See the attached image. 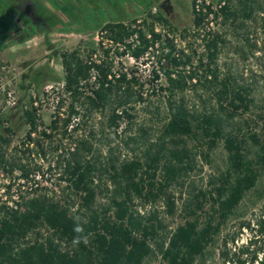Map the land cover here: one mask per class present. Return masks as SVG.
<instances>
[{"label": "rangeland", "instance_id": "rangeland-1", "mask_svg": "<svg viewBox=\"0 0 264 264\" xmlns=\"http://www.w3.org/2000/svg\"><path fill=\"white\" fill-rule=\"evenodd\" d=\"M1 1L13 4V0H0V4ZM19 1L26 4L23 11L5 9L1 6L3 4L0 5V24L10 22L12 19V26L16 28L6 41H0V128L12 130L8 136L9 144L3 145L2 150L7 161L16 159L32 170L30 175L40 177L35 179L39 185L35 191L22 190L18 201L7 204L11 199L4 200L3 189L6 188L9 179L12 185H18L19 179L22 178L17 169L11 175L0 168V207L6 206L23 211L25 204L31 199L47 197L76 211L81 196L73 193L68 188V182L62 180L65 175L62 166L58 167V163L68 159V154L75 145L80 146L82 142H87L91 149L88 151L81 146V160L91 162L99 170L94 178V184L101 192L97 198V207L111 202L115 189L110 176L113 162L121 165L138 159L145 164L148 149L154 152L160 146L165 149L178 147L190 151L191 162L186 172L171 182L159 199L147 201L146 198H134V209L147 218L156 215L162 224L160 235L164 237L174 232L187 219L193 218L188 209L190 201L201 193H207V203L203 211L197 212L200 224H203L208 217L206 213H211L210 193H215L217 180L228 169L225 142L218 140L212 146L210 138L202 134L186 138L178 145L170 142L168 138L163 139L170 102L184 104L193 114L220 117L225 133H234L246 139L245 147L250 157L257 156L261 145H264V0H254L257 9L251 19L245 20L241 17L238 21L228 23H224L222 19L217 21L211 34H218L220 43L217 59L210 64L203 42L206 31L195 29L193 26L194 0H171L174 18L161 13L171 21L181 39L184 30L192 35L180 43L179 52L186 51L192 57L189 68L182 71L186 75L197 73V76L193 81L187 82L183 91L178 90L171 95L167 91L169 85L163 75L164 69H173L167 63L164 65L159 63L162 53L153 52L139 63L130 61L118 50L110 54L109 59L113 61L114 71L117 73L127 71L136 79V83H132L133 95L130 104L132 109L130 114L133 118L120 120L118 128L110 123L111 105L101 111L81 110V116L86 117L73 119L67 128L63 126L64 120L68 118L67 113L72 100L62 90L65 72L61 55L81 49L82 56L88 57L91 51L90 43H95L92 47L97 46L96 43L104 32V23L120 20L124 14H116L115 9H104L100 4L89 5L92 0H68L67 5L72 7L68 9L69 14L65 13L64 9L54 7L47 0ZM210 1L214 6L219 2ZM233 5L240 8L239 0H233ZM122 7L130 18L142 19L144 15H152V7L149 9H136V6L127 9L129 7L125 5ZM71 12L79 15L81 21H75ZM159 12L158 8L157 14ZM106 15H110V18L102 19ZM130 18H127L126 24ZM2 36L3 32L0 29V38ZM103 51L100 50L102 53ZM202 57L204 61L200 66L199 60ZM158 70L161 76L156 80L153 71ZM209 71L217 74L216 82L211 83L213 78ZM223 83L228 86L230 93L240 92L249 102L235 109L231 105V98L220 99L219 91L223 88ZM92 87L94 88V85L90 83L85 92L91 91ZM34 95L38 102L36 114L38 121L36 120V130L31 132V126L24 116L26 112L24 106L32 107ZM14 102L17 103L16 106H12ZM237 104L240 105V102ZM77 106L79 107V104ZM55 120L60 122L58 131L51 129V123ZM30 133H34L32 141L27 138ZM43 133L52 134L53 138H48ZM252 137H256L260 144H256ZM164 164L165 159L162 158L154 179L157 186L165 182ZM259 166L261 174L258 186L246 195L235 218L259 214V209L264 204V163ZM105 169L110 172H106ZM152 172L149 171V174ZM141 177L146 183L150 182L148 175L142 174ZM169 201L175 203L172 212L169 209ZM236 221L233 220L224 228L223 237L232 235ZM39 232L41 236L37 234L38 232H33L27 240L31 242L36 239L55 240L47 229L42 228ZM245 237L246 234L242 235L241 240ZM222 239V237L216 239L213 250L219 248ZM60 245L63 250H72V247L64 242ZM145 264L167 263L159 255H152Z\"/></svg>", "mask_w": 264, "mask_h": 264}, {"label": "trees", "instance_id": "trees-1", "mask_svg": "<svg viewBox=\"0 0 264 264\" xmlns=\"http://www.w3.org/2000/svg\"><path fill=\"white\" fill-rule=\"evenodd\" d=\"M47 1L58 9L66 10L65 13L68 14V9L72 8L67 5L68 0ZM123 1H90L89 5L100 4L104 9H115L116 14L122 13L124 16L120 20L104 23V32H102L104 34L96 43V47H92L95 43H90L91 51L88 57L82 56L81 49L61 55L65 72L63 91L72 100L67 113L68 118L64 120L65 128L73 119L79 120L86 117V115L81 116V110L101 111L105 110L108 105L112 106L110 117L112 126L118 128L120 120L133 118L130 114L132 110L130 104L133 95L132 83H136L135 77L132 75L133 77L129 78L124 72L113 73V61L109 59L110 50H104V58L99 63L92 60L98 49L102 48L104 40L124 43L132 35L138 34L139 44L133 49L129 48L131 56L136 61H140L150 49L155 50V45L161 41V35L155 32V23L167 25L176 31L171 21L161 12L157 15L148 14L138 24V20L135 17L130 18L122 10V6L133 9L131 7H135V4L142 0ZM143 2L145 3L144 9L151 7V0H143ZM255 2L254 0H239L240 8H238L233 5V0H219V5L224 4L214 13L215 18L222 17L224 23L238 21L241 17L245 20L251 19L257 9ZM1 4L5 9L22 11L26 5L24 1L19 0H13V4L1 1ZM208 11L212 13L210 7ZM193 14V26L199 29L206 16L197 14L195 11ZM71 16L75 21H81L79 15L71 12ZM107 18H110V15L102 19ZM127 18L131 20L126 24ZM93 21L96 22L94 19ZM29 22L32 26L30 20ZM7 23L0 24L3 32L0 41H6L16 30L15 26H12V19ZM134 25H136L135 28H133ZM183 32L184 40L192 36L187 30ZM149 34L151 38H148ZM203 42L208 63H214L217 59L220 36L218 34L205 36ZM159 48L156 50L162 53L159 63L162 59H166L167 64L173 69H164V74L169 85L167 91L174 95L178 90L183 91L187 82L197 76V73L186 75L184 71L178 70L180 67L191 64L192 57L186 51H181L179 57H176L174 49L164 54L162 45ZM203 61L204 57L200 58V66L203 65ZM93 68L97 73L98 85L86 93V87L90 86ZM209 72L213 78L211 83L216 82L217 74ZM153 74L155 79L159 80L160 76L157 71H153ZM219 98L224 100L231 98V105L235 109L249 102L240 92L230 93L225 83L219 91ZM237 102H240V105ZM169 110L163 139L168 138L170 142L178 145L186 138L202 134L210 138L212 146L218 140L225 142L228 169L217 180L215 193H210L211 213H206L208 217L203 224H200L197 212L203 211L207 203V193H201L190 201L188 209L193 218L187 219L174 232L164 237L160 235L162 224L157 216L144 217L134 209L133 205L134 198L137 197L146 198L147 201L159 199L170 183L186 172L191 162L190 151L178 147L165 149L160 146L154 152L152 149L147 150L145 164L138 159L124 162L121 165L113 162L110 167L112 170L110 176L115 189L111 202L108 205L97 207V198L101 192L95 186L94 178L99 170L91 162L81 160V146L88 151L91 149L87 142H82L80 146L75 145L68 154V159L58 163V167L62 166L65 175L62 180L68 182V188L73 193L81 196L78 209L72 211L70 207L47 197L31 199L25 204L23 211L6 206L0 207V264H145V261L152 255H159L167 264H264V204L260 207L259 214L234 217L246 195L258 186L261 174L259 165L264 163V145H261L257 156L252 158L245 147L246 139L234 133L226 134L220 117L193 114L184 104L172 102H170ZM24 116L31 126V132L36 130V112L32 107L24 113ZM59 125L60 122L55 120L51 123V129L58 131ZM11 132L10 128H0V168L11 175L17 169L20 171V178H28L32 170L16 159L13 161L5 159L2 146L9 144L8 136ZM31 134L27 136L29 141L33 140ZM43 134L48 138H53L52 134ZM252 138L256 144H260L256 137ZM162 158L165 159L163 167L165 182L157 186L154 179ZM145 169L153 171L152 174ZM105 171L110 172L108 169ZM142 174L150 177L149 183L141 177ZM174 205L175 203L169 201L170 212ZM75 217L79 218L88 238L87 243L82 242L78 246L72 244V239L76 235L73 232ZM233 220H237L235 230L232 235L223 237L224 228ZM42 228L50 231L55 240L36 239L34 242L27 240L33 232H38L37 234L41 236L39 231ZM244 234L246 237L241 240ZM220 237L223 238L222 244L216 249L217 251L213 250L216 239ZM62 242L72 247V250H63L60 245Z\"/></svg>", "mask_w": 264, "mask_h": 264}, {"label": "built area", "instance_id": "built-area-1", "mask_svg": "<svg viewBox=\"0 0 264 264\" xmlns=\"http://www.w3.org/2000/svg\"><path fill=\"white\" fill-rule=\"evenodd\" d=\"M223 4L224 3H222L220 5L218 4L217 6H214V5H212V2L210 0H194L193 1V11H195L197 14H203V15L206 16L204 23L199 28V29H202L203 32L206 31V33H205L206 35L205 36L209 37L210 34L212 33V30L214 29V25L217 23L218 20L222 19V17H219L218 19H216L214 13L217 12L218 9ZM209 7L211 8L212 13H209V11H208ZM151 9H152L151 10L152 11V15H156L157 12H158V7L154 6ZM144 17H145V15L143 16V18ZM142 19H137L138 20L137 23L140 24L142 22ZM135 26L136 25H134L133 28H135ZM155 32L161 35V41L158 42L155 45V47H154L155 50L150 49V51L140 61H136L131 56V49L135 48L139 44L138 34L132 35L124 43H115V42H113L111 40H104L102 48L98 49L97 53L93 56L92 60H94V61L99 63V61L102 58H104V51L102 53V52H100V50H102V49L106 50L108 48L107 50H110V54H113V53H116V52L119 51L122 56L128 58L130 61L135 62V63H139L142 60H144L145 58H147L153 52L160 53L159 51H156V50L160 49L159 48L160 45H162V47H163L162 51L164 52V54H167L172 49H174L175 50L174 54L176 55V57H179L180 43H183L184 39H181L179 37L178 33L173 31L169 26L161 24V23H155ZM103 34L104 33H101V35H103ZM148 38H151L150 34L148 35ZM99 41H100V38H99ZM99 41H97V43ZM129 47H131V49ZM123 53H125V55H123ZM164 63H167L166 59H162V62L160 64L164 65ZM188 66L189 65H187L186 67H180L178 69H180V70L188 69L189 68ZM113 73L118 74L116 71H114V69H113ZM124 73H127L129 78L131 77V74L129 72L125 71ZM157 73H158L159 76H161L159 70L157 71ZM163 76H165V75H163ZM90 83H92L94 85V87L96 85H98V83H97V73H96V70H94V68L91 70ZM62 90H64V82L62 84ZM16 104L17 103L14 102V103H12V106H16ZM31 106H32V109L37 114V112H38V110H37L38 102L36 101L35 95H34V101L31 104ZM24 109L26 111H28V109H31V108H29L28 106H24ZM33 134L34 133H32L31 136H33ZM39 177H40V175H35L34 174L33 176L30 175V177H28V178L19 179L18 185H12L11 180L9 179V181H8V183L6 185V188L3 189L4 200H7L8 198H10L11 201H9V203H7V204H11L12 202L18 201V199L20 197V194H22V190L28 191V192L35 191L39 187V185L36 183L35 179H37ZM30 178H32V179H30ZM9 186H11V188H9Z\"/></svg>", "mask_w": 264, "mask_h": 264}, {"label": "clouds", "instance_id": "clouds-1", "mask_svg": "<svg viewBox=\"0 0 264 264\" xmlns=\"http://www.w3.org/2000/svg\"><path fill=\"white\" fill-rule=\"evenodd\" d=\"M74 220L76 223L74 224L73 232L76 234L74 235L72 239L73 246H78L79 244L87 243V234L84 231V228L82 227L81 223L79 222V218L75 217Z\"/></svg>", "mask_w": 264, "mask_h": 264}, {"label": "flooded vegetation", "instance_id": "flooded-vegetation-1", "mask_svg": "<svg viewBox=\"0 0 264 264\" xmlns=\"http://www.w3.org/2000/svg\"><path fill=\"white\" fill-rule=\"evenodd\" d=\"M179 1V0H178ZM158 8L160 9V12L172 17L174 14V8L171 4V0H161L159 2Z\"/></svg>", "mask_w": 264, "mask_h": 264}, {"label": "crops", "instance_id": "crops-1", "mask_svg": "<svg viewBox=\"0 0 264 264\" xmlns=\"http://www.w3.org/2000/svg\"><path fill=\"white\" fill-rule=\"evenodd\" d=\"M159 2L160 1H157V0H151V3H150V6L153 7V6H156V5H159ZM145 3L142 1H138L135 6L137 7L136 9H144L145 8ZM153 5V6H152Z\"/></svg>", "mask_w": 264, "mask_h": 264}]
</instances>
